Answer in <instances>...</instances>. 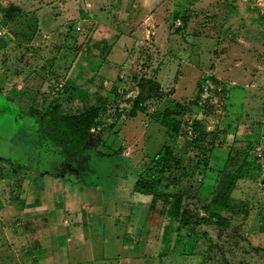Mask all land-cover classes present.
Wrapping results in <instances>:
<instances>
[{
  "label": "rangeland",
  "instance_id": "rangeland-1",
  "mask_svg": "<svg viewBox=\"0 0 264 264\" xmlns=\"http://www.w3.org/2000/svg\"><path fill=\"white\" fill-rule=\"evenodd\" d=\"M14 3L20 8L19 15L5 27L0 23V203L8 207L14 204L15 208L16 203L32 201L39 206L36 200L44 199L41 180L47 188L53 187L54 178L66 175L65 168L72 166L66 160L68 155L64 156L66 152L54 153V146H41L37 140L48 109L59 104L62 115L75 116L99 108L102 112L98 128L90 132L82 152L86 160L76 163L69 176L72 183L66 185L70 190L78 189L69 195L80 197L76 206L85 220L83 226L97 229L96 264H102L104 256L110 258L109 264H116L121 247L118 243L115 246L112 239L118 235L129 238L126 231L133 208V184L147 166L152 167L151 162L158 159L165 143L169 156L173 146V151L176 149L184 157L187 174L176 176L174 183L171 170L160 173V177L153 169L157 172L154 177L147 178L146 174L145 179L158 185L159 190L171 191L177 184L178 191L188 192L186 207L195 214L206 215L204 207L211 204L217 175L210 174L198 188L195 182L200 177L192 170L204 153L200 143L190 149L184 145L187 134L190 140L194 135L193 124L200 123L206 142L203 145L213 147L210 165L215 170L222 169L232 155L229 169L240 164L232 148L235 141H245V136L259 140L254 147L262 158L245 164L244 177L232 193L235 207L248 205V216H230L233 225L220 237L213 226L197 228L195 233L202 235V242L198 240L197 244L175 236L160 241L158 234L148 243L152 249L156 247L160 257L168 249L169 254L159 261L153 257L149 263L264 264V235L257 224L259 218L264 219V0H0V20L2 12ZM29 5L34 8L31 12ZM77 5L83 10L92 6L96 14L88 17L91 12H82V17L73 18L78 13ZM69 19L72 21L66 24ZM141 19L150 28L141 29ZM178 20L182 23L179 28ZM62 27L65 28L60 33ZM62 37L65 42L60 54L54 49V42ZM127 37L134 42L119 48L128 58L129 63L123 65L128 75L117 74L121 65H115L111 79H103L111 64L97 61L109 55L111 44ZM69 48L75 49L76 55L67 52ZM58 55L66 62L78 55L94 57L88 64L97 74L96 79L90 81L88 74L74 78L75 90L68 97L59 87L61 81L42 83L44 75L40 78L38 73L48 72L50 65L46 63L53 57L61 58ZM54 62L51 71L58 67L61 75L66 74L60 68L62 63ZM145 76L158 83L154 91L164 96L146 104L147 113L138 114L135 120L140 125L124 124L132 119L133 99L127 95L131 92L130 97L137 96L139 79ZM205 80L213 84L211 101L205 106L198 104L199 107L196 102ZM176 104L184 108L182 116H177L181 125L177 136L166 134L161 121L156 122L168 109L174 110ZM98 150L105 156H99ZM255 152L248 151L249 156H255ZM67 171L71 172L69 168ZM51 194L47 190L48 197ZM60 200L62 194L56 195L53 202ZM86 206L89 210L84 209ZM164 209L168 212L167 206ZM87 216L92 219L89 225L85 224ZM5 222L0 229V264H50L41 254L30 259L25 253L27 244L16 238L26 235L31 250H36L40 248L39 238L47 233L44 224L34 229L33 220H26L13 230L12 222ZM168 228L171 231L172 227ZM175 228L174 224L172 231ZM192 245L194 249H190ZM152 249L145 247L144 252L152 257Z\"/></svg>",
  "mask_w": 264,
  "mask_h": 264
},
{
  "label": "trees",
  "instance_id": "trees-1",
  "mask_svg": "<svg viewBox=\"0 0 264 264\" xmlns=\"http://www.w3.org/2000/svg\"><path fill=\"white\" fill-rule=\"evenodd\" d=\"M19 12L20 10L15 5L10 4L9 8L6 11L2 12L3 14L0 20L1 25L5 27L7 24L13 21V19H15L17 15H19ZM64 28L65 27L60 28L61 31L59 32L61 33ZM71 31L72 30L69 29V32ZM31 37L32 35H30L29 40L31 39ZM60 40L61 42H59ZM60 40L56 41V43L54 42V49H56L57 53H60L64 50V38L62 37ZM66 51L73 53L75 49L72 50L71 48H69ZM74 55H76L75 52ZM58 56L61 57L62 55ZM78 56L73 57L70 61L67 62L63 59V57L59 59L53 57V59L50 61L49 72L53 75L58 73V67L57 71H54L55 69L53 70V72L51 71L52 63L55 60L57 61L56 64L62 63L60 68L67 74ZM66 74H63V77L66 76ZM158 87L159 85L158 83H156V81L149 79L146 76L139 79V92L133 100L130 113L131 117H135L139 113H147L146 104L152 100H159L164 96L162 92L158 94L157 91H154L155 88ZM63 89L65 91L62 93L66 94V97L70 96L71 92L73 91V87H70L68 83L63 86ZM58 106L59 104L57 105V108L47 110V113L44 116V123L39 127L41 131L39 136L41 137L38 138L37 136V140L39 144H41V146H54L55 151L53 152L57 154H61L62 152L73 155L81 154L89 141L90 132L98 128L97 122L101 117L100 112H102V110L100 111L99 108H96L86 110L80 115L64 116L61 114L60 107ZM168 110L169 112L163 113L161 120L156 119V122L158 123L159 121H161L160 126L164 128L166 134L171 133V135L177 136L179 135V131L181 130L180 120L177 119V116H180L183 113L184 108L176 104L174 110ZM199 128L200 123L193 124L194 135L190 140L188 139L187 134L184 140V145L188 147V149H190L191 146L200 143V146L204 153V156L198 159L199 161L195 164L196 166L192 170V172L196 173L198 177H200L195 182V185L198 188H202V186L205 184V179H207L210 174L216 173L217 177L219 176L215 179V189L213 190L214 196L211 204L204 207L206 215L203 216L195 214L193 213V210H191L189 207H186L185 203L188 198V192L178 191L177 184H174L171 187V191H168V188L159 190L158 185H155L154 183H151L145 179L144 176L146 174H148L147 178H151L154 177L157 172V175H160V173L162 174L171 170V180L174 183H177L176 176H180L181 178L185 176V174H187L185 173L187 172L185 170V167H183L184 157L178 155L175 152L176 149H174L173 151V146H171V156H169L170 154L167 152V150H169L167 147L168 143H165L158 159L151 162L152 167L147 166L146 170L139 175L134 188L135 193L152 197V207H154V205L158 201L163 202L168 207L167 213L169 218L178 223V226L176 228L177 238L183 239L186 237L189 241L195 240V244H197L198 240L202 242V235L198 236L194 231L197 230V228H201L202 226H213L215 227V229H217L220 237V234H224L231 227L232 223L230 220V216H248V205L243 203L238 205V207H235L232 200V193L237 185V182L244 177L242 175H244L243 168L247 166L245 164H249L250 161L254 162L255 159H257L254 145L259 142V140L257 141V139L253 140L254 138H248L249 136H245V141H235L232 148H235V154L238 157L237 160L240 161V164L236 166V168L233 166V169H229L228 164L231 162V158H234V155H232L233 157H229V159L227 160L229 162L225 163L222 169L215 170L210 165V156L212 154L213 147L210 148L209 146L206 147V145H203L206 142L203 141V133ZM248 151H251V154L252 151L255 152L256 157L253 155L249 156ZM97 153L99 156H105L100 153L99 150L97 151ZM153 169L157 172H153ZM179 172L181 174L176 175V173ZM156 181L160 182V178ZM192 197L195 198L196 196L193 195ZM225 213H227L228 215H224ZM207 215L208 217H206ZM246 220L247 219H244L243 222L246 223ZM257 224L259 226V232L264 234V219L259 218ZM194 247L195 245H192L190 246V249H194Z\"/></svg>",
  "mask_w": 264,
  "mask_h": 264
},
{
  "label": "crops",
  "instance_id": "crops-1",
  "mask_svg": "<svg viewBox=\"0 0 264 264\" xmlns=\"http://www.w3.org/2000/svg\"><path fill=\"white\" fill-rule=\"evenodd\" d=\"M14 5L16 6L15 3ZM29 7H31V9L29 10L31 12V10L34 8H32V5L31 6L29 5ZM82 7L83 6L81 5H77L76 9L78 13L73 18L82 17V12L84 14L86 13V15L89 12H91V14H89L88 17H91V15L96 14V10L94 7L92 6L86 7V9L84 10L82 9ZM85 10H88V12H85ZM71 15H69L68 18H72ZM141 20H142L140 21L141 29L142 28L148 29V27L150 28V25H148V23H143L144 19H141ZM70 21L72 20L70 19L66 20V24ZM89 22L91 23V21ZM46 37L49 38L48 36ZM131 40L132 42H134L133 38L127 37V38H122L120 41L117 42V43L120 42L119 46H117L118 45L117 43L111 44L109 55H104L103 58H100L97 61L98 63L105 61L107 64H111L108 66V70L103 74V79L105 80L111 79L112 77L111 72L114 71L113 68L115 65L117 66L121 65L119 67V71L117 72V74H120L121 76L124 74L128 75V72L126 71L127 68H125L123 65L126 62L129 63V61L127 60L128 58L124 56L125 53L122 54L121 49L123 45H126L127 43H129V41L131 42ZM140 44H143V43H138V45ZM118 52H121L119 57L116 56ZM92 60H94V57L92 56L84 57L82 55H79L75 59L74 64L70 67L67 75L64 77L63 75L60 74L61 72L59 71L55 75L51 74L49 72L50 66H48L49 68L48 72L42 71V73H38V74L40 75V78L42 75H44L41 79L42 83L61 81L60 83L62 85L59 86L61 89L63 88L65 84L68 83L70 87H73V91H74L75 90L74 78L80 75L84 77L88 74V79H90V81H92L93 79H96L95 76L97 74L92 72L94 70L93 68L89 67V64H88L89 61H92ZM48 63L50 65V60H48L46 64ZM52 64L54 66L55 62H53ZM85 71H88V72H85ZM98 76L100 77V79H102V76L100 74ZM1 80L2 78H0V85L2 89L3 83ZM44 94L45 93H42V95ZM178 94H179V90H177L176 96ZM130 96H131V92L128 93L127 98H132L134 100V98L136 97V95L134 97H130ZM176 96L175 98H178ZM140 114L141 113H139V115ZM136 118H138L137 115L135 117H132L130 121H127L124 124L137 123L138 125H140L138 121L137 122L135 121ZM66 155H68V158H66V160L70 161L72 164V166L68 167L71 172L69 173L67 171L68 168L67 169L65 168V171H64L63 169L64 166H63L61 169L62 171L66 173V175L63 174L61 176L55 177L54 178L55 182L53 184V187L47 188V185H44L43 180H41L40 186H43V189H41V192L44 193V199L40 198L39 200H36V201H39V206H37L35 203H32V201L31 202L24 201L23 203L22 202L16 203L15 208H12L14 207V204L13 205L10 204L8 207L6 204L0 203V229H3L2 227L5 226L6 224L5 221L7 220L8 222H12L11 227L13 228V230L15 229L16 225H20V222H24L26 220L28 221L30 220V223L33 220L34 229L37 225L41 226L42 224H44L47 229V233L46 235L44 236L42 235L39 238L40 248L36 250L34 249L37 252H34V250H31L32 249V247L30 246L31 241L28 242V238H26V235L22 234L23 235L22 237L16 236V238L19 240L23 239L24 241L23 244H27V250H25V253L26 255H28V257H30V259H33L34 258L33 256H36V254H41L44 257L48 258L45 260V262L49 260L50 264L52 263L53 264H96V243L97 242L95 241H98V236L96 234L97 229L93 225L90 228H86V226H83V221L85 222V220L81 218V214L76 206V203L79 201L80 197L78 196L75 199L74 197H71L69 195V194L75 193L78 189L70 190L67 188V185H66V183H72L70 182L69 176H72V170L73 171L75 170L76 163L78 161H84L86 160V158H84V154L82 153L75 155V156L72 154L71 157H69L70 156L69 154H64V156ZM76 174L77 173L73 175H76ZM45 175L46 174H44V176ZM71 181H73L74 183V181L76 180L73 179ZM136 181L137 180H135L133 187H132L133 194L131 195V199H132L131 204L133 208L129 216L130 226L128 227V230L126 231V233L129 235V238L127 237L122 238L120 235H118L117 237L115 236L112 239V241H114L115 243V246L118 243L119 247H121L119 258L115 262L116 264H150L149 262L153 259V257H156V256L157 257L155 259L159 261L162 259L163 256H166L169 254L168 252L169 249L162 257H160L158 255L159 253L155 251L156 247L152 249L153 246H151L150 243H148V240L149 239L155 240L158 237V234H160V237H159L160 241L164 239L170 240L171 236H175V238H177L176 228L178 226V223L174 220H171V218L169 219L167 218L168 213L164 211L165 210L164 207L166 205L163 202L158 201L154 205V207H152L153 199L151 196H146V195H142V194L134 192ZM47 190L53 193L50 195V197H48L47 195ZM61 194H62V200L53 202L54 197H56V195L60 196ZM90 195L93 199L94 195L92 193H90ZM116 199L120 202L119 197H116ZM112 200L115 201L114 199ZM110 203L113 204V202H110ZM122 203H126V201ZM84 209L89 210L88 206L84 207ZM37 211H39V213H37ZM53 213H56V216H54ZM59 213L62 216L60 215L59 217L60 219L57 220ZM117 222L118 221H114L115 224ZM91 223H92V219L89 216H87V220L85 224L89 225ZM174 224L176 225V228L174 231H172ZM115 226L116 225H114V227ZM170 226L172 227L171 231L168 228ZM102 229L104 228L102 227ZM102 229H100L99 232H101V235L103 236L104 232H102ZM2 231L5 234H7L5 232L6 230H2ZM172 232L174 233L173 235H172ZM177 239L182 240L180 238H177ZM56 241H58V243ZM145 247L151 248L153 250L151 254L152 257L147 255L144 252ZM29 249L30 251L28 253ZM147 252H151V251L147 250ZM155 252L156 254H154ZM107 257L108 256H104L102 264L111 263L110 258H107ZM54 259L56 260L55 262L53 261Z\"/></svg>",
  "mask_w": 264,
  "mask_h": 264
},
{
  "label": "built area",
  "instance_id": "built-area-1",
  "mask_svg": "<svg viewBox=\"0 0 264 264\" xmlns=\"http://www.w3.org/2000/svg\"><path fill=\"white\" fill-rule=\"evenodd\" d=\"M181 24H182L181 21L178 20L176 23V26L180 27ZM0 35L2 36V34H0ZM3 35H5V33H3ZM212 89H213L212 82L210 80H205L201 84V89H200L199 99L197 100V104H199L201 106H205L207 103H209L211 101ZM257 152H258V153H256L257 158H262V153H260L259 150H257Z\"/></svg>",
  "mask_w": 264,
  "mask_h": 264
}]
</instances>
